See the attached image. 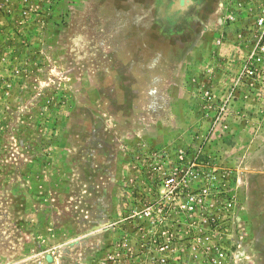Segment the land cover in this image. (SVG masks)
<instances>
[{"label":"rangeland","instance_id":"1","mask_svg":"<svg viewBox=\"0 0 264 264\" xmlns=\"http://www.w3.org/2000/svg\"><path fill=\"white\" fill-rule=\"evenodd\" d=\"M240 3L0 0V264H264Z\"/></svg>","mask_w":264,"mask_h":264},{"label":"built area","instance_id":"2","mask_svg":"<svg viewBox=\"0 0 264 264\" xmlns=\"http://www.w3.org/2000/svg\"><path fill=\"white\" fill-rule=\"evenodd\" d=\"M239 7V10L245 14V22H247L244 35H249L248 38L245 37V44L250 52L247 63L253 65L264 60V0H241ZM230 18L234 20L235 16L231 15ZM250 74H256V70L251 69ZM171 184L172 186L178 184L177 179L174 177L169 179L168 185Z\"/></svg>","mask_w":264,"mask_h":264}]
</instances>
